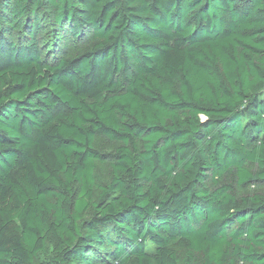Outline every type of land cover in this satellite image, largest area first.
Here are the masks:
<instances>
[{
	"label": "trees",
	"instance_id": "16d2710c",
	"mask_svg": "<svg viewBox=\"0 0 264 264\" xmlns=\"http://www.w3.org/2000/svg\"><path fill=\"white\" fill-rule=\"evenodd\" d=\"M0 264H264V0H0Z\"/></svg>",
	"mask_w": 264,
	"mask_h": 264
}]
</instances>
